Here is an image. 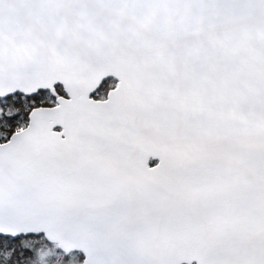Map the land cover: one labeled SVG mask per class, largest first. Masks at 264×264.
<instances>
[{
    "label": "snow or ice",
    "instance_id": "obj_1",
    "mask_svg": "<svg viewBox=\"0 0 264 264\" xmlns=\"http://www.w3.org/2000/svg\"><path fill=\"white\" fill-rule=\"evenodd\" d=\"M0 264H264V0H0Z\"/></svg>",
    "mask_w": 264,
    "mask_h": 264
}]
</instances>
